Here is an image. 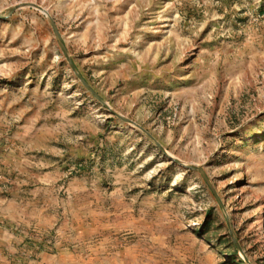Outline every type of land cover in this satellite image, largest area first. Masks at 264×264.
Listing matches in <instances>:
<instances>
[{"label":"rangeland","instance_id":"obj_1","mask_svg":"<svg viewBox=\"0 0 264 264\" xmlns=\"http://www.w3.org/2000/svg\"><path fill=\"white\" fill-rule=\"evenodd\" d=\"M0 264H264V0H0Z\"/></svg>","mask_w":264,"mask_h":264},{"label":"water","instance_id":"obj_2","mask_svg":"<svg viewBox=\"0 0 264 264\" xmlns=\"http://www.w3.org/2000/svg\"><path fill=\"white\" fill-rule=\"evenodd\" d=\"M60 41H61V43H62L63 51H64L66 57L69 58L68 53H67L65 47L63 46V42H62L61 39H60ZM191 167H192V168H198V169H200V170L203 172V170H202L200 167L196 166V165H192Z\"/></svg>","mask_w":264,"mask_h":264}]
</instances>
